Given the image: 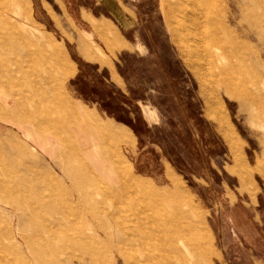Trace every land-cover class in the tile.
I'll use <instances>...</instances> for the list:
<instances>
[{
	"label": "rangeland",
	"instance_id": "374dc122",
	"mask_svg": "<svg viewBox=\"0 0 264 264\" xmlns=\"http://www.w3.org/2000/svg\"><path fill=\"white\" fill-rule=\"evenodd\" d=\"M179 4L0 0V63L16 60L12 76L28 83L0 90V103L15 105V113L0 107V264H264V0H223L220 18L239 35L226 46H237L238 57L227 60L231 85L199 63L181 24L193 14ZM104 16L115 36L104 34ZM110 36L118 42L113 52ZM63 50L74 66L62 81ZM10 75L0 74L1 82ZM68 104L77 120L90 111L131 129L134 142L119 151L143 177L125 167L118 178L94 171L98 181L86 176L93 192L83 196L82 147L58 128L68 122ZM27 120L49 129L40 133ZM82 133L90 143V132ZM124 185L133 202L150 197L122 229L104 194ZM91 197L110 212L88 214ZM143 220L155 235L152 261L129 239Z\"/></svg>",
	"mask_w": 264,
	"mask_h": 264
},
{
	"label": "bare ground",
	"instance_id": "6f19581e",
	"mask_svg": "<svg viewBox=\"0 0 264 264\" xmlns=\"http://www.w3.org/2000/svg\"><path fill=\"white\" fill-rule=\"evenodd\" d=\"M179 5L181 9L185 12L186 10L191 11L192 19L186 18L184 21H181V24L183 25L184 29L186 28L185 32V40H187L188 44L197 43V48H195L194 55H196L199 63L203 62L207 67L205 68L208 72H212V69L216 70V76L220 78L221 81L224 83L229 80L230 83H233V68L231 66V63L227 62L229 58L238 57L237 54V46H233L232 52H229L227 50V43L228 36L231 35L235 38H238L239 35L235 33L227 23L224 22V19L220 18L221 12L223 11V0H215L214 3H212V0H178ZM227 1V0H226ZM177 8V7H176ZM178 9V8H177ZM180 9V8H179ZM230 14V13H229ZM16 18V13L13 14ZM6 20V19H5ZM6 23V22H5ZM8 25V24H7ZM193 25L196 28L195 33L188 30V27ZM1 27V26H0ZM22 29H24V26H21ZM209 35H208V34ZM207 34V35H206ZM231 38V37H230ZM232 40V39H231ZM234 40L231 41L233 43ZM31 56V54H30ZM19 65V63L15 60V62L10 61L9 63H0V71L2 73L4 72H10V76L12 79L9 81L7 80V85L1 82L0 77V90H3V92H9L10 89V83L16 82V84L19 85H26L27 82H22L21 80L16 81L15 77L12 76V69L13 65ZM198 62H196V65L198 67ZM201 65V64H200ZM264 75V74H263ZM232 79V80H231ZM33 81V80H32ZM235 87L233 88V90ZM56 93V92H55ZM216 95V94H215ZM260 97V96H259ZM254 98V100L258 101V98ZM3 99L0 103V107L7 109L8 113L12 109L8 106L9 102L4 101ZM217 102V101H216ZM214 104V103H213ZM222 107V106H221ZM220 107V108H221ZM220 110V109H218ZM222 110V108H221ZM220 110V111H221ZM222 112V111H221ZM224 122V121H223ZM226 122V121H225ZM227 124V123H226ZM226 126V125H225ZM229 130V129H228ZM232 132V131H231ZM235 133V132H232ZM228 140L230 142V145L238 151V153H243L241 148V143L237 142L233 136V134H230L228 136ZM36 148V147H35ZM246 162V159H245ZM244 164V163H243ZM242 164V165H243ZM85 171L82 173L83 179L89 177L90 179L94 180V182L97 183V176L94 173L92 169L88 166H84ZM95 175V176H94ZM85 187L82 188V195H90L91 192H93V189H91V185L86 182V179L84 180ZM89 185V186H88ZM91 190V191H90ZM112 191H115L114 194L111 193ZM130 187L128 185H124L122 190H111L105 192L104 195H111L108 198L114 200L113 204L115 206V210L110 212L108 208L105 207V201L104 199L100 198H92L86 199L87 202H90L89 211H87V207L85 205L86 211L88 214L95 213L96 210H102L110 212V220L113 221V225L115 227H122L123 224H125L127 218H133L131 217V214L136 213L138 208L143 207L147 209V203L146 198L150 197L144 194V198L142 200L140 197L138 199H135L134 202L132 201V197L129 194ZM8 198V197H7ZM32 200V199H31ZM85 202V200H84ZM125 206V208H124ZM124 208V209H123ZM142 209V208H141ZM140 209V210H141ZM143 211V210H142ZM139 212V211H138ZM146 213V211H144ZM147 214V213H146ZM144 215V214H143ZM129 216V217H127ZM147 216V215H146ZM145 216V217H146ZM126 217V218H125ZM117 219V220H116ZM94 223H92L93 225ZM96 229H102L105 227L104 224H98L93 225ZM138 232H132V237H128L131 241H134L140 247L146 252V258L149 260H153V256L155 255L156 251L154 250H148V242L151 241V239L155 238V235L153 231H150L151 228V222L148 220H143V223H141V226L139 227ZM123 229V227H122ZM133 230V229H132ZM123 231V230H122ZM151 252V254L149 253ZM159 254L163 255V252H159Z\"/></svg>",
	"mask_w": 264,
	"mask_h": 264
},
{
	"label": "crops",
	"instance_id": "0c3cea01",
	"mask_svg": "<svg viewBox=\"0 0 264 264\" xmlns=\"http://www.w3.org/2000/svg\"><path fill=\"white\" fill-rule=\"evenodd\" d=\"M93 17H95L93 14H91ZM96 18V17H95ZM105 19V22L108 24L109 30L105 32L104 34H113L115 33V30L117 29L114 24L110 21L109 18L106 16L103 17ZM115 36V35H114ZM115 38H112L111 36L108 37V45L111 52H113L118 46L117 43L114 42ZM127 44L125 40L121 41V46ZM115 46H117L115 48ZM120 46V44H119ZM115 48V49H114ZM64 53V50H63ZM86 53V52H85ZM65 60L62 64V69H60L59 74L62 77V81L72 72L73 69V63L68 64L66 59V54L64 53ZM86 56L90 57L91 59H99L92 55V53H86ZM61 81V82H62ZM15 105L12 104L10 108H13ZM68 106V114L67 116V123H62L58 125V128L63 129V132L71 135V139L74 143V147L78 150L77 147H82V150H78L82 154V156L85 158V161L92 169L95 171L99 176L101 177H114L117 178L120 176L118 173V170L124 171V167L128 169L129 174L132 176H140V175H134L132 173V167L129 165V162L127 160H123L121 153L119 151V146L123 143L125 144H132L134 142V136L132 135V131L129 128H125L124 126H117L109 121H103L95 112H84L82 111L81 116H78V120L75 117L78 114L76 111L75 106H71L70 104ZM71 106V108L69 107ZM152 110L155 109L151 107ZM66 111V109H65ZM156 114V109L154 110ZM12 112L15 113L14 108L12 109ZM11 112V113H12ZM146 114V113H145ZM147 117V115H146ZM35 116L33 117V119ZM36 120V119H35ZM29 123H31L32 127H36V124H34V120H27ZM41 127V124H38ZM72 125V128H69L68 126ZM62 126V127H61ZM65 127V128H64ZM49 128L45 125L39 130L41 133L43 130H48ZM89 133L91 136V142L88 143L85 136H83L82 132ZM77 134V136H76ZM53 135H55L53 133ZM79 137L78 140L75 139V137ZM39 137H43L41 134H39ZM141 138V137H140ZM61 143L65 145V142H63V138L60 139ZM91 144V149L89 150V146ZM32 147H35V145H32ZM84 148V150H83ZM36 149V148H35ZM70 160V158H68ZM72 160H70V163ZM127 164V165H126ZM129 167V168H128ZM172 168H168L167 177L168 180L172 183V180L169 179V175L172 172ZM174 174V172H172ZM171 173V174H172ZM175 175V174H174ZM143 177V176H140ZM168 181V182H169Z\"/></svg>",
	"mask_w": 264,
	"mask_h": 264
},
{
	"label": "trees",
	"instance_id": "16d2710c",
	"mask_svg": "<svg viewBox=\"0 0 264 264\" xmlns=\"http://www.w3.org/2000/svg\"><path fill=\"white\" fill-rule=\"evenodd\" d=\"M129 124L133 128V130L138 134L139 132H138L137 128L133 124H131V123H129Z\"/></svg>",
	"mask_w": 264,
	"mask_h": 264
}]
</instances>
